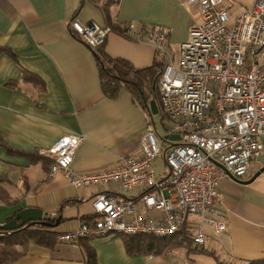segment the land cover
<instances>
[{"label": "crops", "instance_id": "1", "mask_svg": "<svg viewBox=\"0 0 264 264\" xmlns=\"http://www.w3.org/2000/svg\"><path fill=\"white\" fill-rule=\"evenodd\" d=\"M83 1V3H82ZM188 0H0V224L30 207L55 215L47 226L61 234L80 228L94 214L99 192L123 194L110 186L76 188L68 178L49 174L52 147L62 136L83 134L73 167L91 172L115 165L119 157L140 154V136L149 110L122 87L114 97L102 90L93 48L75 37L70 21L109 26L103 50L136 68L159 59L152 45L124 34V24L170 27L169 47L178 52L189 39L191 25L200 20L198 7ZM235 17L255 0H225ZM162 128L161 116L153 115ZM161 123V124H160ZM52 158V157H50ZM264 166V154L254 161L250 179ZM165 169L162 160L157 170ZM262 174L243 184L233 177L221 185L228 231L208 230L209 251L234 264L264 258V186ZM246 179V180H248ZM58 234V235H59ZM27 250L8 264H85L91 247L97 264H218L205 252L177 249L169 255L130 253L122 235H91L77 241H57L53 248L27 243ZM23 250L22 245H17Z\"/></svg>", "mask_w": 264, "mask_h": 264}, {"label": "built area", "instance_id": "2", "mask_svg": "<svg viewBox=\"0 0 264 264\" xmlns=\"http://www.w3.org/2000/svg\"><path fill=\"white\" fill-rule=\"evenodd\" d=\"M200 20L178 52L169 47L170 27L126 22L124 34L153 46L164 66L158 79L162 128L149 117L140 136V154L91 172L73 167L83 134L62 136L39 149L53 158L49 174H64L76 188L110 186L123 194L99 192L94 214L79 229L58 235L77 241L91 235L179 236L184 246L208 245V228L228 231L221 192L229 177L246 180L264 154V0L235 17L225 0H188ZM70 27L93 49L103 45L109 26ZM179 135V140H170ZM162 160L167 170H157ZM118 187V189L116 188Z\"/></svg>", "mask_w": 264, "mask_h": 264}, {"label": "trees", "instance_id": "3", "mask_svg": "<svg viewBox=\"0 0 264 264\" xmlns=\"http://www.w3.org/2000/svg\"><path fill=\"white\" fill-rule=\"evenodd\" d=\"M70 31L75 37L81 39L71 27ZM104 45L105 43L94 49L98 60L103 92L107 96L114 97L120 88L125 87L130 91L136 102L149 110V117L153 118L150 110V102L154 100L158 107L160 106V96L157 97V93H159L157 82L164 66L163 62L158 61L156 64L146 68H136L126 59L110 56L103 50ZM48 158V168L50 170L53 158ZM90 220L91 218H87V223ZM22 234L26 236L23 237L24 239L19 238ZM58 234L41 224L16 232L0 230V264H8L22 256L27 250V243L30 241L53 248L56 242L59 241ZM122 236L125 239L127 249L130 253L143 252L146 255H167L171 250L185 249L187 251H200L212 255L218 264H234L222 260L215 252L209 251L206 247L198 249L191 248V246H184L183 239L185 237L180 239L179 236L164 238L148 235L123 234ZM82 239L80 238L78 240L80 241ZM17 245H22L24 247L23 250H19ZM86 250L88 258L85 264H97L93 249L87 247ZM245 264H264V258L251 260Z\"/></svg>", "mask_w": 264, "mask_h": 264}, {"label": "water", "instance_id": "4", "mask_svg": "<svg viewBox=\"0 0 264 264\" xmlns=\"http://www.w3.org/2000/svg\"><path fill=\"white\" fill-rule=\"evenodd\" d=\"M150 110L152 115L159 114V107L156 101L152 100L150 102ZM168 138L170 140H179L180 136L170 135ZM263 172H264V166L261 167L250 179L248 180L236 179V180L243 184H250ZM60 220H61L60 217L56 219L55 215H48L47 213H44L41 209L30 207L18 212L7 223L2 225L0 224V230H3L5 232H9V231L16 232L39 224L45 226H57Z\"/></svg>", "mask_w": 264, "mask_h": 264}, {"label": "rangeland", "instance_id": "5", "mask_svg": "<svg viewBox=\"0 0 264 264\" xmlns=\"http://www.w3.org/2000/svg\"><path fill=\"white\" fill-rule=\"evenodd\" d=\"M156 90H158V89H156ZM159 92V91H158ZM158 96H160V93H157V97ZM165 169L167 170V166H165ZM258 181H261V183H262V185L264 186V172L262 173V176H261V178H260V180H258ZM23 237H26L25 235H21V236H19V238L20 239H24ZM172 252H174V250H171V251H169L168 253H167V255H169L170 253H172Z\"/></svg>", "mask_w": 264, "mask_h": 264}]
</instances>
